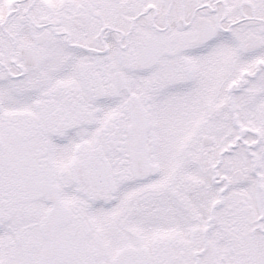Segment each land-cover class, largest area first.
<instances>
[{
    "label": "snow or ice",
    "instance_id": "obj_1",
    "mask_svg": "<svg viewBox=\"0 0 264 264\" xmlns=\"http://www.w3.org/2000/svg\"><path fill=\"white\" fill-rule=\"evenodd\" d=\"M0 264H264V0H0Z\"/></svg>",
    "mask_w": 264,
    "mask_h": 264
}]
</instances>
